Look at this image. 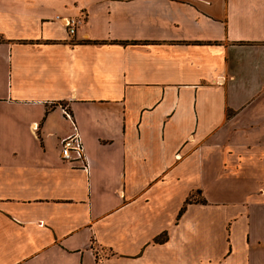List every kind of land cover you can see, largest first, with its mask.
<instances>
[{"label":"crops","instance_id":"1","mask_svg":"<svg viewBox=\"0 0 264 264\" xmlns=\"http://www.w3.org/2000/svg\"><path fill=\"white\" fill-rule=\"evenodd\" d=\"M0 264H264V0H0Z\"/></svg>","mask_w":264,"mask_h":264},{"label":"built area","instance_id":"2","mask_svg":"<svg viewBox=\"0 0 264 264\" xmlns=\"http://www.w3.org/2000/svg\"><path fill=\"white\" fill-rule=\"evenodd\" d=\"M63 26L65 27L66 33L72 35L75 27L82 21V16L77 18H60ZM64 117L70 122L71 131L70 133L61 138L59 141V156L64 162H77L78 166L84 170H88V159L84 153L83 144L78 132V129L74 123V120L66 108L61 109Z\"/></svg>","mask_w":264,"mask_h":264},{"label":"trees","instance_id":"3","mask_svg":"<svg viewBox=\"0 0 264 264\" xmlns=\"http://www.w3.org/2000/svg\"><path fill=\"white\" fill-rule=\"evenodd\" d=\"M186 201H187V200H186ZM201 201H202V200H201ZM183 207H184V206H182V207L179 209L177 215H179V214L182 212ZM164 239H165V235H164V233H161V234L157 235L156 237H154V238H153V241L159 243V242L164 241Z\"/></svg>","mask_w":264,"mask_h":264}]
</instances>
